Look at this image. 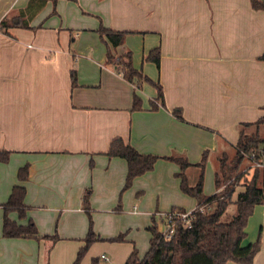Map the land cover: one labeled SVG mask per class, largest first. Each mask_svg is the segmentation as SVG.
Returning a JSON list of instances; mask_svg holds the SVG:
<instances>
[{
    "label": "crops",
    "instance_id": "1",
    "mask_svg": "<svg viewBox=\"0 0 264 264\" xmlns=\"http://www.w3.org/2000/svg\"><path fill=\"white\" fill-rule=\"evenodd\" d=\"M28 1L0 0V23ZM55 8L52 13L48 1L30 22L33 28L0 30V149L12 152L8 162H0V264H72L83 244L64 234L55 242L3 237L1 204L17 184L26 187L28 217H10L21 224L32 218L40 235H51L58 216L60 230L85 228L83 195L91 187L96 229L103 235L92 249L120 248L127 260L135 244L110 243L101 230L113 225L127 175L126 159L105 153L111 141L122 137L141 152L192 158L216 148L238 122L263 116L264 10H255L250 0H58ZM101 25L129 31L122 44L110 46V55L97 32ZM156 46L159 67L145 60ZM128 53L137 69L161 84L165 107L151 110L156 88L117 71L112 60ZM135 92L143 109L133 111ZM175 107L185 120L173 115ZM26 163L29 177L21 182L18 169ZM179 170L159 159L134 180H180ZM196 206L197 201L192 210ZM261 229L254 264H264V203L249 218L247 240L256 241ZM66 242L74 245L71 254L55 259ZM119 256L105 260L122 263Z\"/></svg>",
    "mask_w": 264,
    "mask_h": 264
},
{
    "label": "trees",
    "instance_id": "2",
    "mask_svg": "<svg viewBox=\"0 0 264 264\" xmlns=\"http://www.w3.org/2000/svg\"><path fill=\"white\" fill-rule=\"evenodd\" d=\"M48 1L53 2L52 13H56L55 6L58 0H29L24 9L19 10L11 18H4L1 21L0 30L6 32V28L10 26L33 28L30 22ZM250 2L255 10H264L263 0H250ZM97 32L107 45L108 55H110V46L117 47L122 44L129 33L126 30H115L104 25H101ZM160 57V46H156L148 52L145 60L152 61L159 67ZM260 58L264 61V54ZM112 61L117 71L122 73L128 81L135 84H140L141 81L147 82L156 88L155 99L160 104L151 100V110H157L160 105L166 106L161 84L134 66L131 53L127 54V58L120 56ZM72 79L75 84L74 71ZM141 109H143L142 98L135 92L132 110ZM172 113L178 119L185 120L181 107L173 108ZM11 153L8 149H0V162H8ZM105 153L109 157H122L127 161V175L122 192L132 185L137 176L153 170L159 159H166L179 165L180 170L176 176L180 178V187L183 192L197 201L196 208L187 218L178 216L174 219V231L170 237L159 230L155 222L149 226L151 238L148 250L144 256L140 257L137 248H134L126 260L127 264H227L230 260L238 264H254L255 256L262 249V229L256 241L251 242L247 240L246 227L255 206L264 203V115L255 121L240 124L233 157L226 152L218 156V169L214 173L216 191L210 195L204 192L206 151L200 161L193 163L184 153L175 151L169 155H158L141 152L122 137H116ZM246 160L260 162L263 166L255 167L250 177L245 176L241 167ZM93 165L92 160L90 166L93 167ZM192 170L195 171L194 182H191L188 176ZM28 177L29 163H26L18 169V178L24 182ZM26 192L23 184H17L12 188L8 199L1 204L3 237L48 238L55 242L58 235H40L32 218H29L26 224H21L10 217L12 212H16L19 219L28 217L29 206L25 202ZM91 195L92 188L87 187L83 195V208L89 218V230L83 239L84 245L79 248L72 264H82L91 244L101 239L93 229ZM232 205H235V211L229 217L228 209ZM117 209H120V204ZM170 211L186 212L182 207H173ZM187 219L190 221L189 224L186 222ZM109 240L123 241L125 238L121 234Z\"/></svg>",
    "mask_w": 264,
    "mask_h": 264
},
{
    "label": "rangeland",
    "instance_id": "3",
    "mask_svg": "<svg viewBox=\"0 0 264 264\" xmlns=\"http://www.w3.org/2000/svg\"><path fill=\"white\" fill-rule=\"evenodd\" d=\"M262 109L264 108L262 107ZM257 119L258 118H256L255 120ZM240 124L241 123L238 122L235 125L233 134H230V136L225 140L222 139L226 141L225 142L226 145H224V143H222L223 141L219 138L217 142V146L214 149L207 147L201 150V152H197L196 154H193L194 156L192 158H190L186 154L189 160L195 163L202 159L203 153L205 151L207 152L205 183H204L205 194L210 195L216 191L214 173L215 170L218 169L217 167L218 156H220L223 152L228 153L230 157L234 156L235 150L233 146L236 144L238 140ZM249 130L251 131L252 128ZM250 165L251 162L246 160L241 168L243 169V171H246L249 169ZM194 172L192 170L188 174L191 182L195 181ZM249 172L250 174L248 175L246 174L245 176L250 177L254 173V171H249ZM123 186L119 190L117 203L115 207L116 208L115 213H113L114 215L110 220L113 225L103 226L101 230L104 235H109L107 240L110 243H115V244L134 243L138 250V254L141 257L144 256L149 246V239H150L149 226H151L155 222L159 228L162 227V229L165 230L167 228L165 215L166 213L170 212V210L173 207H182L186 211H192V206L196 205V199L193 198L191 195L183 192V190L181 189L180 180H133L132 185L128 189L122 192ZM119 204H120V209H117V206ZM234 211H235V205L230 206L228 209L229 217L234 213ZM93 213L94 212L92 209L93 229L99 237H103V235L96 229L95 218ZM59 220L60 218L58 216L55 226L50 230V234L51 235L57 234L58 237L61 234L76 236L75 239L82 240L83 241L82 245H84L83 239L86 237L89 230L88 215H87V226H85V228H83L82 230H67L65 228H62V230H60L57 228ZM121 234L124 236L126 240L123 241L109 240V238ZM71 242H76V241H71ZM97 242H99V240L91 244V246L87 250L82 260V264H85L86 258L88 259V264H117L101 258V256L103 255H105L109 259L120 255L119 258H120V262L122 260V263H118V264H126V258L125 259L122 258L121 256L122 251L120 248L113 251V253L110 250H102L101 252L97 253V250L92 249L94 244ZM73 249H74L73 243L66 242L62 248L58 249L55 252L54 254L55 259L68 257Z\"/></svg>",
    "mask_w": 264,
    "mask_h": 264
},
{
    "label": "built area",
    "instance_id": "4",
    "mask_svg": "<svg viewBox=\"0 0 264 264\" xmlns=\"http://www.w3.org/2000/svg\"><path fill=\"white\" fill-rule=\"evenodd\" d=\"M262 167L263 164L260 162H256V161H251V165L249 166V169L244 171L245 175L250 174L249 171H254L255 167ZM191 213V211H186L185 213H179L178 211H170L168 213H166L165 215V220H166V224H167V228L165 230H162L168 237H170L172 235V232L174 231V219L178 216H182V218H187L189 216V214ZM187 224L190 223L189 219H187ZM103 258L105 259L106 256L103 255Z\"/></svg>",
    "mask_w": 264,
    "mask_h": 264
}]
</instances>
